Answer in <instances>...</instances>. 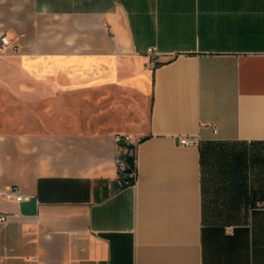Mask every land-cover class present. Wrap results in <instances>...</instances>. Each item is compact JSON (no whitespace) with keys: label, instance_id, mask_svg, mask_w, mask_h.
I'll return each mask as SVG.
<instances>
[{"label":"crops","instance_id":"crops-1","mask_svg":"<svg viewBox=\"0 0 264 264\" xmlns=\"http://www.w3.org/2000/svg\"><path fill=\"white\" fill-rule=\"evenodd\" d=\"M1 33L0 264H264V0H0Z\"/></svg>","mask_w":264,"mask_h":264},{"label":"built area","instance_id":"built-area-1","mask_svg":"<svg viewBox=\"0 0 264 264\" xmlns=\"http://www.w3.org/2000/svg\"><path fill=\"white\" fill-rule=\"evenodd\" d=\"M6 47H11L10 41L5 34L1 33L0 49ZM147 54L149 55L148 66L152 69L157 65L158 62V53L156 48H148ZM213 131L215 132V129ZM115 138L117 139V141L122 143L121 149L124 150L123 152H118L116 158L117 185L119 188H123L125 186L133 184L135 179V172L130 175L133 178V181L131 182L121 180L120 174H122L127 167L124 157L133 155L135 156L136 143L134 142L133 137L129 134H117ZM178 144L183 146H197L199 144V139L197 138V136H181L178 138ZM0 197L6 200H13L16 202L28 201L31 198L30 196L21 194L17 188H11L6 192H0ZM257 206L260 208H264V202L258 203ZM7 218L8 217L5 214H0V223H5L7 221Z\"/></svg>","mask_w":264,"mask_h":264},{"label":"rangeland","instance_id":"rangeland-1","mask_svg":"<svg viewBox=\"0 0 264 264\" xmlns=\"http://www.w3.org/2000/svg\"><path fill=\"white\" fill-rule=\"evenodd\" d=\"M0 100L2 101V90L0 89ZM0 113H1V116H2V103H0ZM2 120V119H1ZM0 120V124L2 125L3 124V121ZM23 126V123L22 122H13V127L14 128H21ZM249 179H250V187L252 186H255L257 187V184H253V183H257L256 181H262L260 184H264V171L262 170L263 168H261V166L259 165H250L249 166ZM254 180V181H253ZM258 203H260V201H257L256 204H252L253 207L256 206Z\"/></svg>","mask_w":264,"mask_h":264},{"label":"trees","instance_id":"trees-1","mask_svg":"<svg viewBox=\"0 0 264 264\" xmlns=\"http://www.w3.org/2000/svg\"><path fill=\"white\" fill-rule=\"evenodd\" d=\"M126 161V169L122 174H120V178L123 181H133V178L130 176L132 173L136 172V164H135V156H125Z\"/></svg>","mask_w":264,"mask_h":264}]
</instances>
